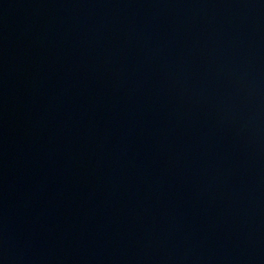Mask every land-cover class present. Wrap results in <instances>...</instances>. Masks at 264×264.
I'll use <instances>...</instances> for the list:
<instances>
[{
  "label": "water",
  "instance_id": "95a60500",
  "mask_svg": "<svg viewBox=\"0 0 264 264\" xmlns=\"http://www.w3.org/2000/svg\"><path fill=\"white\" fill-rule=\"evenodd\" d=\"M0 264H264V0H0Z\"/></svg>",
  "mask_w": 264,
  "mask_h": 264
}]
</instances>
